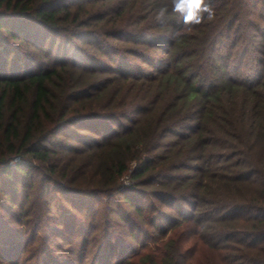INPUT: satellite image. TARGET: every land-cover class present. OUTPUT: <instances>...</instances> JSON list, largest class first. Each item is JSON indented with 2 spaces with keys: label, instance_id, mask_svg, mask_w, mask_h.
I'll use <instances>...</instances> for the list:
<instances>
[{
  "label": "trees",
  "instance_id": "1",
  "mask_svg": "<svg viewBox=\"0 0 264 264\" xmlns=\"http://www.w3.org/2000/svg\"><path fill=\"white\" fill-rule=\"evenodd\" d=\"M58 195L105 264H264V0H0V264Z\"/></svg>",
  "mask_w": 264,
  "mask_h": 264
},
{
  "label": "rangeland",
  "instance_id": "2",
  "mask_svg": "<svg viewBox=\"0 0 264 264\" xmlns=\"http://www.w3.org/2000/svg\"><path fill=\"white\" fill-rule=\"evenodd\" d=\"M55 192L52 190L49 193L50 196L55 198ZM101 211L98 213L91 212V215H87L88 211L84 209L82 212L75 211L74 215L71 204L58 195L50 214L46 212L45 216L40 219L42 220L43 230L37 233L32 229L31 233L26 234L25 252L21 263L28 260L27 264H79L78 259L82 257V264H105L106 255L105 257L100 255V245L105 246L107 241L112 238L115 243L120 239L119 243L127 241L129 244L132 243V240L128 239L121 220H117L114 216L115 218L111 217L110 222H108L107 217ZM124 212L126 222H129L128 215L133 212ZM84 220L85 222H83ZM91 222L99 225L96 231L92 232L90 230L91 225L89 224ZM107 224L111 225L108 231L105 230ZM146 227L147 225L144 226V228ZM148 229L151 232L154 231L153 228L152 230ZM107 234L109 239L105 237ZM115 245V253L118 255V253H121L123 245ZM155 245L151 243L150 247H155ZM106 264H108V260Z\"/></svg>",
  "mask_w": 264,
  "mask_h": 264
}]
</instances>
